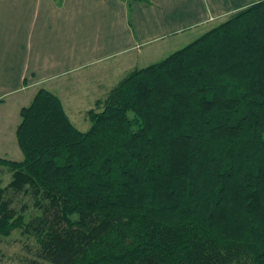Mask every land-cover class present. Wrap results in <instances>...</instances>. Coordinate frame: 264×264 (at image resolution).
Listing matches in <instances>:
<instances>
[{"label": "trees", "instance_id": "1", "mask_svg": "<svg viewBox=\"0 0 264 264\" xmlns=\"http://www.w3.org/2000/svg\"><path fill=\"white\" fill-rule=\"evenodd\" d=\"M79 129L40 88L0 156V235L41 264H264V0L128 73ZM28 196L37 213L29 219Z\"/></svg>", "mask_w": 264, "mask_h": 264}, {"label": "crops", "instance_id": "2", "mask_svg": "<svg viewBox=\"0 0 264 264\" xmlns=\"http://www.w3.org/2000/svg\"><path fill=\"white\" fill-rule=\"evenodd\" d=\"M255 1L0 0V156L23 159L21 110L40 88L88 130L77 115L88 119L128 73Z\"/></svg>", "mask_w": 264, "mask_h": 264}, {"label": "rangeland", "instance_id": "3", "mask_svg": "<svg viewBox=\"0 0 264 264\" xmlns=\"http://www.w3.org/2000/svg\"><path fill=\"white\" fill-rule=\"evenodd\" d=\"M88 117V116H87ZM76 124L80 128H89L90 119H85L82 115H77ZM81 119V120H80ZM11 179V173L6 167H0V184L5 185ZM14 206L21 208L26 204L27 219L32 213H37L33 201L28 197H16ZM0 264H41L38 256V245L36 238L32 234L23 233L21 229H16L9 236L0 235Z\"/></svg>", "mask_w": 264, "mask_h": 264}]
</instances>
